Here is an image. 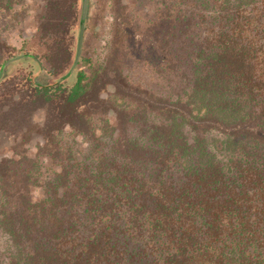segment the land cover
Returning <instances> with one entry per match:
<instances>
[{"label": "trees", "instance_id": "16d2710c", "mask_svg": "<svg viewBox=\"0 0 264 264\" xmlns=\"http://www.w3.org/2000/svg\"><path fill=\"white\" fill-rule=\"evenodd\" d=\"M19 1L0 0V16L25 17ZM43 1L24 53L40 49L26 59L52 83L75 61L82 0ZM155 3L143 32L119 7L90 74L41 88L5 68L0 132L29 137L41 111L38 148L56 168L0 160V264H264V0ZM2 22L0 67L16 56ZM136 40L163 80L154 90L123 68ZM65 133L79 144L62 157Z\"/></svg>", "mask_w": 264, "mask_h": 264}, {"label": "rangeland", "instance_id": "374dc122", "mask_svg": "<svg viewBox=\"0 0 264 264\" xmlns=\"http://www.w3.org/2000/svg\"><path fill=\"white\" fill-rule=\"evenodd\" d=\"M155 2L156 0H89L88 16L85 21L86 28L84 30L80 55L88 61H82L81 63L79 61L77 66L78 70H83L90 74L104 63L112 41L113 25L115 22L113 19H115L119 7L123 8V12L130 19L131 24L137 28V31L143 32L149 26V23L155 20V14L158 8ZM43 6V0H20L15 9L19 14L24 11L25 17L21 18V16L16 20L13 17V12L7 14L6 18L0 16V18L3 19L2 26L8 22L9 25H14L12 28L5 31L4 35L8 39L10 46L14 48L16 56L25 54L24 50L27 46L26 44L30 41L32 42L33 36L37 32L39 15L43 12ZM143 49L147 52L145 46L137 40L127 42L123 47L120 57L123 58V68L133 82L141 83L145 88L154 90L156 83L158 82L161 86L163 80L156 76L154 65L150 64L147 55L144 54L145 52H142ZM28 50H30V48H28ZM38 52H40V49H37V55ZM29 55L35 56L38 60L36 53H29ZM11 64L10 68H12V73L17 75V77L23 74L24 69L25 71L28 70L32 72L31 81L39 74V67L35 64L33 65L29 59H23ZM42 68H44V66H42ZM39 80L42 85H52L59 81L51 83L44 69L39 76ZM112 94L113 89L108 87L103 91L101 97L105 99ZM43 120L44 113L41 111L34 113L32 118V128H34V131L31 132L30 136L27 138H22L19 135L18 137L12 135L8 136L0 132V160L15 158L16 155L24 153L28 157L38 159L40 163L42 162L43 168L41 170H43V172L47 171V174L50 175L51 172L54 171V168H56L55 165L51 166L53 161L52 157L43 156L38 148L44 143L43 138L38 133ZM72 140H74V138L70 133H65L64 136L61 135L55 138L57 144L55 147L60 149L62 157L68 154L69 147L75 148V146L79 144L78 140ZM44 177L45 174L39 179L42 180ZM37 187L38 185H35V189H33L34 192L32 191L31 193L33 199H36L38 191L40 192Z\"/></svg>", "mask_w": 264, "mask_h": 264}, {"label": "water", "instance_id": "95a60500", "mask_svg": "<svg viewBox=\"0 0 264 264\" xmlns=\"http://www.w3.org/2000/svg\"><path fill=\"white\" fill-rule=\"evenodd\" d=\"M88 1L89 0H82V10H81L80 24H79L80 31H79V38H78L77 52H76L75 61L72 64V66L70 67V69L68 70L67 74L62 79H60L57 83H63V82H66L68 79H70V77L73 75L74 71L76 70V68L78 66V63H79V60H80V55H81V50H82L83 35H84V30H85V21H86V18L88 16V9H89ZM26 58H33V56L32 55L23 54V55L15 56V57L10 58L9 60L5 61L0 67V80H1V78L3 76V74H4L5 68L9 64L17 62V61H20V60H23V59H26ZM35 60L38 63V60L37 59H35ZM38 71H39L38 76L34 77L32 81H33V84L35 86H38V87L42 88V87H45L46 85L45 86L42 85L40 83V80H39V76L43 72V68H42L41 65H39ZM37 77H38V81H37Z\"/></svg>", "mask_w": 264, "mask_h": 264}]
</instances>
